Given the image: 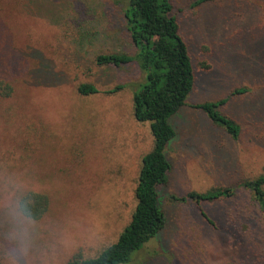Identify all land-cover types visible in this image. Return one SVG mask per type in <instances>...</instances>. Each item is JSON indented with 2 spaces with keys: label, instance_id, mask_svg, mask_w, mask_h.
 Listing matches in <instances>:
<instances>
[{
  "label": "rangeland",
  "instance_id": "obj_1",
  "mask_svg": "<svg viewBox=\"0 0 264 264\" xmlns=\"http://www.w3.org/2000/svg\"><path fill=\"white\" fill-rule=\"evenodd\" d=\"M117 1L0 0L2 264L95 258L130 221L153 141L132 112L144 75L135 64H95L100 54L131 53ZM170 1L194 85L171 120L170 172L158 188L165 225L129 264H264V224L240 187L264 176V0ZM80 84L99 93L80 96ZM222 100L219 112L241 128L236 141L194 108ZM217 187L235 196L172 200ZM28 193L46 196L48 208L21 224L15 206Z\"/></svg>",
  "mask_w": 264,
  "mask_h": 264
},
{
  "label": "trees",
  "instance_id": "obj_2",
  "mask_svg": "<svg viewBox=\"0 0 264 264\" xmlns=\"http://www.w3.org/2000/svg\"><path fill=\"white\" fill-rule=\"evenodd\" d=\"M208 1L197 0L195 6ZM117 3L120 6V23L129 39L131 53L122 51L100 54L95 58V64L98 67L114 68L135 64L144 75L143 82L132 98V112L137 123L149 124L153 144L151 150L141 158L134 189L135 206L129 223L116 242L95 258L78 259L75 256L66 264H129L132 257L163 229L166 219L159 206L158 188L166 184L170 172L166 151L175 137L171 120L186 105L187 96L194 85L191 57L179 34L171 1L118 0ZM121 88L117 86L105 93L111 95ZM2 92L8 95L9 88L2 87ZM77 93L87 97L98 94L99 90L92 84H80ZM232 93L237 95L244 91L236 90ZM225 102L204 103L194 108L202 111L214 126L224 130L236 141L241 128L219 112ZM263 186V175L244 180L240 184L241 188L250 193L264 224ZM234 196L233 187H217L205 193L190 192L179 199L172 197V200L199 205L230 200ZM19 201L26 204L32 221L40 220L48 208L47 197L38 193H28Z\"/></svg>",
  "mask_w": 264,
  "mask_h": 264
},
{
  "label": "clouds",
  "instance_id": "obj_3",
  "mask_svg": "<svg viewBox=\"0 0 264 264\" xmlns=\"http://www.w3.org/2000/svg\"><path fill=\"white\" fill-rule=\"evenodd\" d=\"M15 215L18 218V220L21 222V224H28L31 222V215L30 212L26 206V204L23 201H18L16 203L15 206ZM23 236H24V232L21 231L19 233V239L21 240V244H20V251L24 252L25 248L23 245Z\"/></svg>",
  "mask_w": 264,
  "mask_h": 264
}]
</instances>
